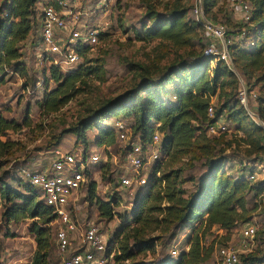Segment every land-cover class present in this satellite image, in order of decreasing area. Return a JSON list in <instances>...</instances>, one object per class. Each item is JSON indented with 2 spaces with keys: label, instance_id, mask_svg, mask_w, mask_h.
<instances>
[{
  "label": "trees",
  "instance_id": "obj_1",
  "mask_svg": "<svg viewBox=\"0 0 264 264\" xmlns=\"http://www.w3.org/2000/svg\"><path fill=\"white\" fill-rule=\"evenodd\" d=\"M37 1L3 0L0 5V87L5 84L3 66L22 77L26 75L21 61L22 43L33 32L38 33ZM170 1H173L174 6L165 7L161 11L146 5L141 19L137 25L132 26V32L139 41L158 40L165 43V52L169 46L187 49L189 53L186 57L168 65L165 73L160 74L157 79L144 82L146 97L139 104L127 103L126 97L120 98L112 108L103 112V117L101 115L94 121L79 123L72 131H68L75 135L77 142L85 146L83 153L89 150L87 133L91 130L96 132V148L117 145L116 129L114 125L108 124L109 117L122 118L123 122L129 119L134 139L138 138L144 148L150 144L155 132L162 135L160 158L153 164L146 185L141 187L143 191L137 195L130 222L121 226L107 244V256L113 255L116 264L134 261L142 254L155 255L156 244L162 242V247L166 248L174 239L172 234L183 230L185 224L192 225L187 239L188 250L183 251L177 261L163 256L154 264H203L210 259L217 244L216 239L210 241L211 232L214 229L225 232L226 235L220 237L224 239L221 243L225 244L229 240L230 231L247 222L253 211V208L248 207V197L255 187L248 181L245 168L237 176L228 173L224 153L235 145L244 146L243 150L248 158L263 154V132L252 124L240 104L241 112H229L224 119L229 125L235 126L237 135L234 139H227L225 133L218 137L207 136V126L218 121L225 113L224 109H220L209 118L208 107L213 104L217 90H223L225 80L233 72L221 61H216L212 66L213 59L204 57L203 50L208 41L202 36L203 28L193 16L187 15L194 9L196 0ZM184 1H192L188 12L179 7ZM246 1L253 9L251 19L247 24L242 23L237 32L231 35L237 36L243 29L246 34L240 44L230 47V56L247 89L257 88L259 103L263 104L264 0ZM219 2L220 0H201L206 19L218 23L211 12ZM104 36L102 34L100 38ZM246 42H249L247 49L242 46ZM89 52L87 48L83 49L80 52L83 61L76 68L65 72L66 74L60 73L53 66L48 67L49 80L55 87L46 89L43 100L36 103L43 113L60 110L83 91L87 80L94 74L100 82L106 80L104 65L98 64L96 71L87 66L90 63L86 58ZM169 81L171 88L167 86ZM151 82L163 86L164 98L156 97V91L150 88ZM237 82L239 84L238 79ZM76 84L81 87L74 90ZM117 120L119 119L115 121ZM21 126L14 120L0 116V137L6 131H16ZM12 146V143L0 140V160L11 154ZM57 146L59 143L53 148ZM123 152L125 158L127 148ZM212 158L216 160L215 163H210ZM199 161H204L200 167L205 174L200 178L196 192L188 193L184 184L194 178L184 177L183 168L173 169L167 165L176 163L193 169ZM166 166L170 168L168 171H164ZM94 167L96 165L88 170L86 198L91 203L97 199L99 216L111 221L120 201L116 196L107 202L96 198L94 176L97 173L92 176ZM108 170V163H104L97 171L101 173ZM22 180L12 178L6 181L0 177V218L13 223L34 220L30 232L34 236L36 250L31 264H51L54 216L41 199L40 192L27 179L24 182ZM109 180L113 181L112 177ZM153 232H157L158 236L149 237ZM263 257L264 251L256 249L253 254L241 256V261L243 264H260Z\"/></svg>",
  "mask_w": 264,
  "mask_h": 264
},
{
  "label": "rangeland",
  "instance_id": "obj_2",
  "mask_svg": "<svg viewBox=\"0 0 264 264\" xmlns=\"http://www.w3.org/2000/svg\"><path fill=\"white\" fill-rule=\"evenodd\" d=\"M192 1L181 2L179 7L188 12L191 9ZM2 2L3 0H0V5ZM146 5L154 6L161 11L165 7L174 6V3L170 0H117L109 14L104 19L102 17L103 20H101V17H97L88 21L92 25L99 23L101 20V27L104 28L105 36L87 55V61H90L87 66L96 71L98 64L104 65L106 80L100 82L97 79L98 76L94 74L87 80L86 86L82 88L83 91L81 90L72 100L54 113H43L36 104L37 101L41 102L43 100L47 90L55 87V84L49 80L47 69L45 70V68L36 65L34 53L36 51L35 46L39 42L38 33L33 32L22 43L21 61L25 67L26 75L22 77L3 66L5 84L0 87V116L14 120L22 126L16 131H6L0 137L1 141L13 144L11 154L0 160L1 179L9 181L12 178H18L23 179L24 182L27 174L48 169L52 158L50 151L58 143L64 151H82L85 146L77 142L75 135L68 131H72L79 123L99 119L103 112L112 108L120 98L126 97L127 103L139 104L146 97L144 82L157 79L160 74L165 73V68L168 65L186 57L189 53L187 49H174L169 46L165 52L163 45L166 44L163 42L158 40L139 41L136 39L132 32V26L137 25L146 10ZM190 11L192 12L187 15L194 17L193 8ZM211 14L214 15L216 22L227 27L229 35L237 32L242 24L238 14L229 8L226 0H220L219 5ZM202 36L205 37L204 34ZM242 46L247 49L249 42ZM233 69L232 76L227 77L225 80L223 90H217L212 100L213 115L215 111L225 110L220 120H224L229 112L242 111L238 100L240 86L236 77V73L239 72L234 63ZM60 73L66 74L62 71ZM167 86L171 88V81L168 82ZM79 87L81 86L76 84L74 90ZM150 88L156 91L158 99L164 98L163 86L151 82ZM248 89L252 90L249 87ZM254 89L256 91L257 88ZM116 119L123 121L122 118ZM116 119L109 117L107 122L112 126ZM129 121V119L124 120L130 127ZM234 127V125H229L228 132L224 134L227 139H234L237 135ZM95 135V130L87 133V149L92 154L96 153L100 157V162L92 170V176L97 173L94 176L96 198L107 202L116 196L120 204L115 208L113 220L107 221L99 216L98 207L96 206L97 199L91 203L88 198L84 199L86 194L83 198H80V211L75 218L81 230L79 229L70 236L68 252L61 255L55 239L56 227L53 226L51 264H63L64 259L70 253L83 249L81 234L88 225H95L99 229L103 241L108 244L113 239L114 233L121 226L130 222L137 195L143 191L141 187L135 189L121 187V179L130 175L123 157L125 142L117 140L115 146L100 147L98 149L94 144ZM243 149L244 146L236 147L233 145L224 153L225 159H229L225 161L227 162V171L231 175H239L245 163H252V157L248 158ZM215 161L213 158L210 159V163H215ZM104 163H108L109 170L98 173V168ZM203 163L204 161H199L193 169L190 166L176 163L167 166L173 169L183 168L184 177H193V181H186L184 187L188 193H195L196 189L199 188L200 178L205 174L204 169L200 167V164ZM167 166L164 167V171L170 169ZM151 167L152 165L147 166L146 174H149ZM110 177L113 181L109 180ZM253 203V197L250 194L248 197V207L250 209L253 208ZM251 219L252 212L248 221ZM33 222L34 220L29 219L13 223L0 218V264H31L36 250L34 236L30 232ZM191 226V224H185L183 230L173 233L174 239L167 244L166 248L162 247V242H158L155 255L142 254L134 261L123 264H154L163 256L177 261L179 255L188 250L187 239L190 236ZM260 233L257 249L264 251V222L261 223ZM211 235L209 237L210 241L212 239L217 240L215 247L218 248L223 245L221 241H224V239L220 238L223 235L222 231L214 229ZM153 236H158V233L153 232L149 237ZM234 238H236L235 233H231L229 240ZM174 249L176 250L175 256L171 253ZM214 254L215 251H213L210 259L203 264H216ZM111 263L116 264L113 258Z\"/></svg>",
  "mask_w": 264,
  "mask_h": 264
},
{
  "label": "built area",
  "instance_id": "obj_3",
  "mask_svg": "<svg viewBox=\"0 0 264 264\" xmlns=\"http://www.w3.org/2000/svg\"><path fill=\"white\" fill-rule=\"evenodd\" d=\"M116 2L117 0H38L36 6L39 14V42L35 46L36 51L34 50L36 65L45 70L53 66L62 72L76 68L83 61L80 52L86 48L93 50L102 40L100 35L104 34V28L101 27V20L109 14ZM226 2L238 14L243 24L250 21L253 9L246 0ZM193 14L195 20L201 24L208 41L203 50L204 57L213 59L212 66L216 61H221L234 72L230 47L242 42L246 36L245 30L237 36L229 35L225 25L206 19L201 0H196ZM97 17H101L99 23H88ZM236 77L240 84L239 103L252 124L262 130L264 148V103H259L258 93L254 89L248 91L239 73ZM207 115L209 118L213 117L212 103L208 107ZM113 125L118 140L125 142L124 148H127L124 160L130 175L121 179V187L135 189L145 186L149 175L145 173L147 166H153L160 158L162 135L155 132L150 144L144 148L138 138L134 139L131 128L123 121L117 120ZM228 128L229 124L219 119L207 126L206 134L208 137H218L228 132ZM50 153V167L27 174L26 179L40 192L44 204L51 210L59 254L64 255L70 246V236L81 230L75 218L80 211L79 199L87 194L88 170L100 162V157L89 150L86 153L81 150L64 151L60 146L53 148ZM243 167L246 169L248 181L255 187L252 191V219L230 231V234L235 233L236 238L218 248L215 244L216 264H241V256L253 254L259 244L261 223L264 222V153L252 155V163L247 162ZM223 235L226 233L223 232ZM81 237L83 249L70 253L63 264H112V255L107 256V243L103 241L95 225L85 227ZM171 253L175 256L176 250ZM260 264H264V257Z\"/></svg>",
  "mask_w": 264,
  "mask_h": 264
},
{
  "label": "water",
  "instance_id": "obj_4",
  "mask_svg": "<svg viewBox=\"0 0 264 264\" xmlns=\"http://www.w3.org/2000/svg\"><path fill=\"white\" fill-rule=\"evenodd\" d=\"M236 75H237V73H236Z\"/></svg>",
  "mask_w": 264,
  "mask_h": 264
}]
</instances>
